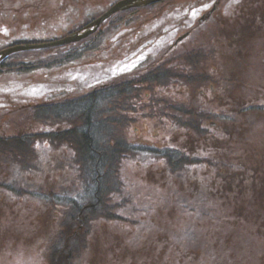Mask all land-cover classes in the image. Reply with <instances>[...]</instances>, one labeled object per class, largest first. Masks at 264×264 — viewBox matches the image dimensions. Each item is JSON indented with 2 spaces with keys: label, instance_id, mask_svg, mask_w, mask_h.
I'll return each instance as SVG.
<instances>
[{
  "label": "rangeland",
  "instance_id": "374dc122",
  "mask_svg": "<svg viewBox=\"0 0 264 264\" xmlns=\"http://www.w3.org/2000/svg\"><path fill=\"white\" fill-rule=\"evenodd\" d=\"M114 1L0 0V48L31 35L57 39ZM184 1L139 8L122 20H106L74 46L18 51L0 64V139L42 135L37 148L29 139L13 145L0 140L6 144L0 146L5 153L0 156V264H264V106L219 107L206 92L208 109L222 112L223 119L205 121V140L197 139L194 119L186 117L181 126L180 106L173 99L177 84L162 89H171L164 95L167 105L142 106L134 113L131 106L118 107V143L115 123H104L112 129L110 148L118 155L103 165L112 179L99 187L97 208L86 198L94 186L82 182L87 164L79 146L64 138L72 124L70 106L52 115L40 111L36 118L27 114L30 106L50 99L72 104V97L116 83L119 73L132 77L145 56L155 57L182 29L173 28L158 44H140L141 36L154 29L153 11L161 8L176 24L183 20L177 8ZM216 18L225 19L221 34L260 38L255 68L233 75V98L264 99V0L224 1ZM205 28L209 35L215 30ZM221 36L224 46L227 38ZM193 42L194 37L186 43ZM217 66L226 68L225 51ZM156 107L160 115L146 114ZM238 109L245 111L238 114ZM22 110L27 115L16 117ZM231 110L233 119L227 116ZM54 130L57 146L45 136ZM100 143L104 150V139ZM185 145L184 152L161 155L167 147Z\"/></svg>",
  "mask_w": 264,
  "mask_h": 264
},
{
  "label": "flooded vegetation",
  "instance_id": "af4514ba",
  "mask_svg": "<svg viewBox=\"0 0 264 264\" xmlns=\"http://www.w3.org/2000/svg\"><path fill=\"white\" fill-rule=\"evenodd\" d=\"M224 1L229 0H193L190 2L186 0L180 3L177 9L180 14L183 13L181 16L183 20L178 21L177 25L173 24L171 18H166L160 13L161 8L153 11L155 17L152 27L154 29L147 30L145 37L141 36L140 44H158L160 39L165 38L173 28L181 27L182 29L174 38L169 37L168 43L160 47L155 57L145 56V61L140 64L143 67L136 68L137 72L132 77L122 78L123 75L128 74L126 72L117 75L118 81L114 83V86L119 92L120 107L131 106L130 111L134 113L136 108L142 106L148 108L161 104L167 105L170 100L164 95L171 89L166 91L162 89H166L164 88L166 85L177 84L179 88L175 89L177 95L173 99H176V104L180 106L178 120L182 126L186 117L194 119L193 128L199 133L197 139L205 140L209 133L206 132L209 131L206 126L207 121L211 123L212 119H223L222 112L219 114L213 109H208L209 103L204 98L206 92H211V102L219 107L227 104L234 108L233 103L241 104L243 107L264 106V99H260L259 95L249 96L240 102L233 98L235 86L233 75L255 68L254 59L258 57L256 52L259 53L261 50L259 48L261 43H259L260 38L255 36L228 35L224 34L225 31L220 33L225 19L216 17ZM134 12V10L127 11L125 16ZM193 12L199 13L194 19L189 20ZM187 21L190 23L189 26L184 25ZM250 22L251 19L246 27H249ZM205 27H212L215 30H212V34L209 35V30ZM217 27L220 29L218 30ZM220 34L227 38L224 46H222L223 41H221ZM193 37L195 42L186 43ZM223 50L225 51L226 68L217 66ZM202 60H208L209 63L203 64ZM257 71L258 69L255 72ZM247 90L258 91L260 87L247 85ZM187 107L191 113L187 112ZM149 110L150 112L146 114L152 116L155 113L160 115L159 110L162 109L156 107ZM242 111L245 110L238 109L237 113L240 114ZM231 114L235 115V111L231 110V113L227 115L233 119L234 115ZM186 148L188 147L185 145V148H181V152H184Z\"/></svg>",
  "mask_w": 264,
  "mask_h": 264
},
{
  "label": "trees",
  "instance_id": "16d2710c",
  "mask_svg": "<svg viewBox=\"0 0 264 264\" xmlns=\"http://www.w3.org/2000/svg\"><path fill=\"white\" fill-rule=\"evenodd\" d=\"M72 46H74V44H72ZM67 55H73V51H71ZM118 96L119 92L115 88L114 84H112L111 86H106L102 89H97L85 95L71 99L72 101L70 100V103L72 104H69L68 101L63 106H51L52 109H60L62 107H66V105H69L72 109V124L70 129L67 130L66 137L64 138H70L72 142H76L78 144L80 155L82 156L83 161L87 164L86 175H82L81 177L83 179L82 182L84 185H88L90 183L92 186H94V190L91 191L86 198L90 200V204H94L95 208H97L98 204L102 202V193L99 190V187H102V185L106 186L110 183L106 179H112L108 178L106 169L103 170L104 166L108 162H112L114 159H116V156L118 155L116 151H112L113 149L110 148L111 138H113L111 136L112 129L109 124L108 127H105L106 124H104L106 122L112 121L115 123V138L116 143H118L119 139L117 137L119 129L116 128L118 122L115 119L114 115L116 114L114 112L118 107H124H120ZM111 109L113 113L112 115L109 114L111 112L109 110ZM102 133H104L105 136ZM49 137L51 138L52 142L58 143L57 141L59 139L57 131L49 134ZM64 138L63 136H60V139L62 141H64ZM103 139L105 141L104 150H101L99 149V147L101 144L100 142L103 141ZM0 140L5 141V143H9V145H13L18 141V139L16 138H13L9 141L8 139ZM114 140L115 139L113 138V141ZM5 145L6 144H4L3 142H0V146ZM4 154V152H0V156H3ZM170 155L172 154H169L167 156ZM12 160L13 158L9 159L8 162H12ZM90 207L91 206L89 205L84 209L88 210ZM73 210L76 211L78 209Z\"/></svg>",
  "mask_w": 264,
  "mask_h": 264
},
{
  "label": "water",
  "instance_id": "95a60500",
  "mask_svg": "<svg viewBox=\"0 0 264 264\" xmlns=\"http://www.w3.org/2000/svg\"><path fill=\"white\" fill-rule=\"evenodd\" d=\"M158 1H163V0H119L82 29L51 42L34 43V44H18L7 47L0 51V60L6 57L7 55L17 51L48 48V47H54V46H59V45H64L71 42L79 41L85 38L86 36H88L89 34L93 33L99 27V25L103 21H105L109 16H111L113 13L118 12L120 10L129 9L132 7L145 6Z\"/></svg>",
  "mask_w": 264,
  "mask_h": 264
}]
</instances>
